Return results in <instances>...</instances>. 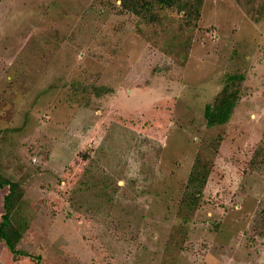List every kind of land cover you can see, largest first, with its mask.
Returning <instances> with one entry per match:
<instances>
[{
	"label": "rangeland",
	"instance_id": "1",
	"mask_svg": "<svg viewBox=\"0 0 264 264\" xmlns=\"http://www.w3.org/2000/svg\"><path fill=\"white\" fill-rule=\"evenodd\" d=\"M153 13L0 0V175L26 254L0 241V264H264V0Z\"/></svg>",
	"mask_w": 264,
	"mask_h": 264
},
{
	"label": "trees",
	"instance_id": "2",
	"mask_svg": "<svg viewBox=\"0 0 264 264\" xmlns=\"http://www.w3.org/2000/svg\"><path fill=\"white\" fill-rule=\"evenodd\" d=\"M123 9L131 12L132 14L151 21L155 18L153 10L155 7L159 8H176L187 23L196 21L199 17V12L203 0H192L193 3L189 4L190 0H120ZM236 76H229L230 84ZM235 93L229 91V84L226 85L214 101L207 104L204 108V119L207 127H214L224 125L229 121L233 110L236 105ZM195 168V167H194ZM195 171V170H194ZM194 179V173L191 172L188 183L191 185ZM0 189H7L6 194L3 196V213L0 217V241L14 256H26L21 254L16 249V245L21 238L20 224L14 219V211L19 204L21 198V191L16 183L5 179L0 175ZM184 205L191 207L195 204L192 198H188ZM35 260L37 258L35 257ZM36 263V262H35Z\"/></svg>",
	"mask_w": 264,
	"mask_h": 264
}]
</instances>
